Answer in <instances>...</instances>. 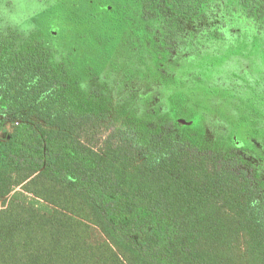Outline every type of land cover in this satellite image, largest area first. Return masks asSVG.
<instances>
[{"label":"trees","instance_id":"trees-1","mask_svg":"<svg viewBox=\"0 0 264 264\" xmlns=\"http://www.w3.org/2000/svg\"><path fill=\"white\" fill-rule=\"evenodd\" d=\"M211 1L111 0L140 15L127 85L58 57L33 12L0 0V264H264V130L193 99L201 78L185 76L183 51L224 43L189 36ZM233 1L264 28V0ZM179 35L200 53L172 55ZM228 80L225 99L261 86Z\"/></svg>","mask_w":264,"mask_h":264},{"label":"rangeland","instance_id":"rangeland-1","mask_svg":"<svg viewBox=\"0 0 264 264\" xmlns=\"http://www.w3.org/2000/svg\"><path fill=\"white\" fill-rule=\"evenodd\" d=\"M1 1L10 6L22 4L16 7L18 13L22 12L20 15L33 12L34 17L27 21L28 26L44 30L58 57H73L77 65L89 61L107 71L114 68L119 73L118 77L132 74L134 77H126L124 82L127 85L134 83L132 68L135 63L127 60L129 54L123 49L128 50V46L122 43L129 26L136 24L140 17L135 4H120L113 12L111 6L115 4L111 0H48L43 4V0ZM208 32H219L224 43L210 44L206 56L200 60L183 51V58H190L186 62V79L201 78V84L191 85L193 99H200L213 112L224 110L230 120L237 115L243 116L246 119L242 127L255 122L254 127L264 130V28H256L253 21L243 17L233 0H212L209 16L197 19L189 36L196 41ZM95 37L106 40L105 47L100 48ZM185 43L183 36H177L172 55L185 47H195L200 53L199 44L193 42L184 46ZM231 78L238 80V84L251 85L257 79L261 86L252 90L250 86L243 85L247 89L242 94L237 93L238 101L225 99L222 91L232 88L233 84L228 80ZM219 100L226 105L225 109ZM207 127L210 132H215L223 125L216 117H210ZM235 136L237 141H241L245 137V129L239 130Z\"/></svg>","mask_w":264,"mask_h":264},{"label":"flooded vegetation","instance_id":"flooded-vegetation-1","mask_svg":"<svg viewBox=\"0 0 264 264\" xmlns=\"http://www.w3.org/2000/svg\"><path fill=\"white\" fill-rule=\"evenodd\" d=\"M111 5V4H110ZM111 10H112V6H111ZM131 25H134V24H131ZM130 25V26H131ZM125 38H127V34L125 35V37H124V40H123V42L125 41ZM121 45V44H120ZM133 50H134V48H132Z\"/></svg>","mask_w":264,"mask_h":264}]
</instances>
